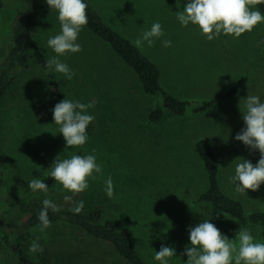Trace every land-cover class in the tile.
Returning a JSON list of instances; mask_svg holds the SVG:
<instances>
[{
  "label": "rangeland",
  "instance_id": "rangeland-1",
  "mask_svg": "<svg viewBox=\"0 0 264 264\" xmlns=\"http://www.w3.org/2000/svg\"><path fill=\"white\" fill-rule=\"evenodd\" d=\"M106 22L133 43L155 22L165 33L152 47L141 49L161 69L160 82L174 95L188 100L208 99L220 88L242 78L237 94L202 113L173 115L165 112L158 123L147 120L158 98L146 94L135 72L86 26L77 43L82 51L60 57L75 72L68 80L56 76L66 99L95 102L88 114L94 116L88 141L80 148H66L59 126L52 119L54 104L47 84V72L33 60L19 69L17 78L0 104L3 182L0 186V219L23 220L22 203L42 197L43 193L24 191L33 178L48 175L57 158L95 155L102 173H94L89 188L76 195L83 200L82 211L98 206L106 216L129 226L134 243L147 264L155 261L161 246L175 249L169 264H186L182 255L190 246V227L209 219L222 234L234 240L240 229H249L256 242L264 243V229L240 225L209 203H194L207 186L205 169L193 144L198 137L207 139L219 160L222 189L239 199L247 211L264 210V184L258 191L240 195L230 177L239 158L256 164L258 151H250L235 136L244 128V99L259 96L264 102V64L259 52L264 42V22L238 39L221 33L212 41L189 25L182 27L176 12L183 11L186 0H89ZM23 7V0H5L0 11V64L9 48L11 20ZM254 10H257L256 8ZM60 33L58 13L48 9L36 18L32 34L46 60L55 55L49 38ZM171 46L164 47L163 41ZM111 176L114 195H106L105 181ZM24 193V194H23ZM45 194V193H44ZM51 197L71 195L57 182L46 193ZM76 198V199H77ZM74 207V206H73ZM218 217V218H217ZM48 249L49 264H74L71 255L89 251L92 264H125L108 245L86 240L76 245L81 232L61 224L45 231L33 230ZM0 264H17L16 258L0 239ZM34 264H40L34 256Z\"/></svg>",
  "mask_w": 264,
  "mask_h": 264
},
{
  "label": "clouds",
  "instance_id": "clouds-1",
  "mask_svg": "<svg viewBox=\"0 0 264 264\" xmlns=\"http://www.w3.org/2000/svg\"><path fill=\"white\" fill-rule=\"evenodd\" d=\"M49 9L58 13L60 33L49 38L47 45L55 53L49 58L46 66L49 70L58 73L71 80L75 76L68 65L61 61L60 57L82 51L77 43L80 32L88 24L87 4L83 0H46ZM264 4V0H186L183 11L176 12V18L182 27L190 24L200 30V35L207 41H212L221 33L238 39L242 34L251 32L264 22V14L254 10L255 6ZM165 33L159 22L152 24L150 30H145L134 41L138 49L145 44L152 47L156 40ZM164 47H170L171 41L164 40ZM95 102L81 103L69 99H63L56 103L52 109V119L59 126V134L64 138L66 148H80L89 139L87 127L94 120V116L88 114V109L93 108ZM245 111L242 114L244 128L235 136L250 151L259 152V160L253 164L250 160L239 158L240 162L235 167V174L230 177V183L234 184V191L240 195L247 192L258 191L264 184V102L259 96L248 95L244 99ZM94 173H102V167L96 162V156L76 155L70 158L59 159L58 156L51 165L48 177L62 186V191L70 192L65 195V202H72L73 197L89 188V180L95 179ZM106 195L111 198L114 195V185L111 176L105 181ZM28 188L33 192L41 191L45 194L48 186L42 179L33 178L28 182ZM43 208L39 213V230L45 231L51 226L48 210L59 212L58 205L49 199L43 200ZM84 208L83 200L75 204L69 210L74 214H80ZM218 218V217H217ZM190 246H186L182 255L187 256L186 264H264V243L256 242L247 228L240 229L234 240L226 235L209 219L188 229ZM33 240L29 251L32 253L43 252V247ZM176 256V251L170 246H161L155 252L154 259L159 264H169V259Z\"/></svg>",
  "mask_w": 264,
  "mask_h": 264
},
{
  "label": "trees",
  "instance_id": "trees-1",
  "mask_svg": "<svg viewBox=\"0 0 264 264\" xmlns=\"http://www.w3.org/2000/svg\"><path fill=\"white\" fill-rule=\"evenodd\" d=\"M87 4L88 24L91 30L102 42L113 50L136 74L142 90L149 95L158 98V102L149 110L146 115L148 121L158 123L165 112L173 115L184 116L186 114L202 113L211 110L218 103L233 98L242 85V78L228 86L220 88L208 99L188 100L180 98L164 88L160 82L161 69L141 49L126 36L113 28L102 16L100 11L89 1ZM5 6V0H0V11ZM264 14V4L255 6ZM46 0H23V7L18 8L11 20L9 48L5 51L2 63L0 64V104L17 78L19 69L26 66L28 60H33L47 72V84L54 106L59 101L66 99V96L54 73L46 66V57L40 46L33 37L32 25L42 12L48 10ZM259 60L264 64V42L259 52ZM92 130L91 123L87 127V134ZM194 151L203 163L207 186L195 199L194 203H209L213 208L230 216L240 225H252L264 229V210L247 211L243 203L227 194L220 185L219 160L212 148L211 143L203 138H196ZM3 160L1 150V118H0V186L3 182ZM40 179L52 189L56 182L48 175ZM36 193L27 188L24 193ZM42 197L30 199L28 203H22V210L26 213L23 220L7 222L0 219V239L4 246L11 251L16 258L17 264H34V256L40 264H49L48 249L43 244V252L32 253L29 247L33 241V230L39 227L38 216L43 208V200L49 199L60 207L59 212L48 210V217L51 224H61L71 230L81 232L76 237V245H82L86 240H91L102 246H110L111 249L121 256L125 264H147L134 243V234L129 226H126L116 219L106 216L102 208L95 206L80 214H74L69 209L75 206L77 196L72 202H65L63 197H51L44 192ZM23 193V194H24ZM80 196V194H79ZM77 198V199H76ZM0 216L1 213H0ZM74 264H92L89 259V251L75 252L71 256Z\"/></svg>",
  "mask_w": 264,
  "mask_h": 264
}]
</instances>
